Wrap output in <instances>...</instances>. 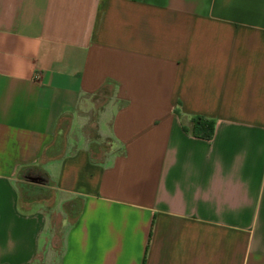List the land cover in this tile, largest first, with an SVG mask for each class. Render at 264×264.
<instances>
[{
    "label": "crops",
    "instance_id": "crops-1",
    "mask_svg": "<svg viewBox=\"0 0 264 264\" xmlns=\"http://www.w3.org/2000/svg\"><path fill=\"white\" fill-rule=\"evenodd\" d=\"M0 264H264V0H0Z\"/></svg>",
    "mask_w": 264,
    "mask_h": 264
},
{
    "label": "trees",
    "instance_id": "trees-1",
    "mask_svg": "<svg viewBox=\"0 0 264 264\" xmlns=\"http://www.w3.org/2000/svg\"><path fill=\"white\" fill-rule=\"evenodd\" d=\"M176 113L181 117L180 110H176ZM216 122L211 119H207L203 116H194L191 120V126L183 125V129L186 133L192 136L207 141H211L214 137Z\"/></svg>",
    "mask_w": 264,
    "mask_h": 264
},
{
    "label": "rangeland",
    "instance_id": "rangeland-1",
    "mask_svg": "<svg viewBox=\"0 0 264 264\" xmlns=\"http://www.w3.org/2000/svg\"><path fill=\"white\" fill-rule=\"evenodd\" d=\"M45 195L48 196V194H44V196H45ZM22 206L25 207L26 205H25L24 203H22ZM71 216H72V218H75L76 213H72ZM57 218H59V217H57ZM58 223H59V220H55V221H54V223H53L54 228H57V227H58Z\"/></svg>",
    "mask_w": 264,
    "mask_h": 264
}]
</instances>
